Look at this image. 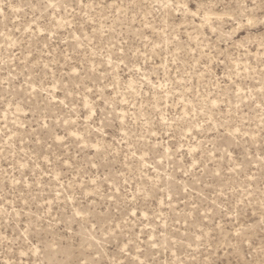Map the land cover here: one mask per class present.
<instances>
[{
  "label": "rangeland",
  "instance_id": "rangeland-1",
  "mask_svg": "<svg viewBox=\"0 0 264 264\" xmlns=\"http://www.w3.org/2000/svg\"><path fill=\"white\" fill-rule=\"evenodd\" d=\"M0 264H264V0H0Z\"/></svg>",
  "mask_w": 264,
  "mask_h": 264
}]
</instances>
